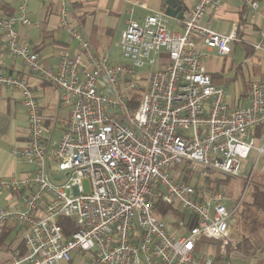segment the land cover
I'll list each match as a JSON object with an SVG mask.
<instances>
[{"label":"built area","instance_id":"2783aa9c","mask_svg":"<svg viewBox=\"0 0 264 264\" xmlns=\"http://www.w3.org/2000/svg\"><path fill=\"white\" fill-rule=\"evenodd\" d=\"M240 1L259 8L257 1ZM17 2L16 11L0 19L7 53L57 87L60 104L71 111L50 147L33 87L0 72V87L18 89L28 115V139L13 153L33 165L25 177H0V197L17 198L0 207V227L15 221L24 233L25 248L16 250L12 264H229L197 246L219 240L222 254L237 246L234 221L252 174L240 198L221 192L216 182L198 187L185 179L188 170L205 178L238 176L242 158L255 151L256 166L264 156V80H252L249 103L233 107L205 65L211 50L229 55L245 40L239 26L221 33L203 22L222 0H199L179 20L181 34L170 30L165 11L129 20L117 64L93 49L64 3L61 19L78 51L63 50L55 66L21 42L19 28L38 23L30 17V0ZM251 45L264 49L261 41ZM50 163L63 182L50 176ZM159 202L183 214L177 226L187 235L157 214Z\"/></svg>","mask_w":264,"mask_h":264},{"label":"crops","instance_id":"0c3cea01","mask_svg":"<svg viewBox=\"0 0 264 264\" xmlns=\"http://www.w3.org/2000/svg\"><path fill=\"white\" fill-rule=\"evenodd\" d=\"M176 1L191 10L199 0ZM254 1L259 3L257 11L250 10L240 0H222L219 9H209L203 19L205 24L221 33H229L235 26L240 27L244 42L235 43L233 52L225 56L213 49L204 61L214 82L227 89V85L235 79L233 75L237 77L239 72L244 71L241 65H235V54L240 49L249 74L247 89L244 88L241 94L247 96L252 80H264V49L257 50L251 45L252 42L264 43V0ZM64 3H67L70 21L88 37L95 51L108 54L112 64L122 61L117 43L127 22L165 11L168 6L167 0H30V17L38 24L20 27V40L30 45L49 66L57 64L63 50L74 53L78 51V43L71 38L61 19ZM17 6V0H0V19L14 13ZM169 28L173 32L183 33L177 18L169 16ZM161 59L166 60L165 56ZM0 72L24 77L33 87L45 116L46 137L52 147L69 124L71 107L60 104V91L57 87L31 74L21 58L8 55L1 28ZM238 96L236 94L237 99ZM28 136V115L21 92L13 87H0V177H25L33 171L31 163L13 153L14 149L25 145ZM16 200L14 195L5 194L0 197V207ZM162 217L173 220L168 222L176 234H188L178 229L175 222L179 219L172 215ZM23 234V229L15 221L0 227V264H12L16 250L25 248ZM235 237L238 240L237 246L229 247L226 254L221 253V241L213 239H202L197 250L202 255L220 258L229 264H264V227L249 236V239L244 237L242 231H237Z\"/></svg>","mask_w":264,"mask_h":264},{"label":"rangeland","instance_id":"374dc122","mask_svg":"<svg viewBox=\"0 0 264 264\" xmlns=\"http://www.w3.org/2000/svg\"><path fill=\"white\" fill-rule=\"evenodd\" d=\"M235 59H236L235 65H238V66L241 65L242 68H244V71L239 72L237 77L235 75H233V78L235 77V79L232 80V82H230L227 85V91L229 93L228 94V100L231 102L230 103L231 106L238 107V106H243V105L247 104V102L249 100L247 95L241 94L245 91L244 88L247 89L249 74L245 68V57H244L243 53L240 52V49L237 50V52L235 54ZM236 94H239L238 99L236 98ZM256 158H257V153L255 151H252L251 154L247 158H242L241 159L242 167L240 170V175H238V176L232 177L229 175L218 173L216 175H212L211 179L213 181H215L216 184L221 179V182H220L218 189L221 192L226 193V194H228L234 198H240V196L244 192V190L246 188V184H247V182H248V180L252 174L250 183H249L248 187L246 188V192H245V198L243 201V203H245L249 199V194H250V191L252 190V186H253V183L255 181V178L260 176L262 173H264V170L262 169L263 164H264V156H261L257 165L255 166ZM185 166H186V164L183 165V167H185ZM48 172L50 173V176L56 182H63L65 180V176H63L61 173H59L56 170V165L54 163L49 164ZM186 173H187L186 175L188 177L187 180L190 183H192L193 185H196L198 187H202L206 184V178L203 176H200L197 172H191L188 170ZM227 177H231V178L229 180H226ZM83 182H84V188H85L86 192H89L91 189L89 180L85 179ZM261 183L264 184V180ZM185 212H186L187 216L189 217L190 212L189 211H185ZM237 214H238L237 222H236V225L234 226V229H233L234 234L237 233V231L241 232L242 228H243V219L244 218L240 219L239 212ZM166 220L173 222V220L170 218H167ZM179 220H181V219H179ZM175 224L177 225V221L175 222ZM176 225H175V227H176ZM183 230L187 231V229H183ZM16 239H15V241L17 242ZM15 241H14V243H15Z\"/></svg>","mask_w":264,"mask_h":264},{"label":"trees","instance_id":"16d2710c","mask_svg":"<svg viewBox=\"0 0 264 264\" xmlns=\"http://www.w3.org/2000/svg\"><path fill=\"white\" fill-rule=\"evenodd\" d=\"M254 177V176H253ZM252 177V178H253ZM231 177H227L226 180H229ZM185 179H188L187 175ZM264 180V173L255 178V181L252 186V190L249 194V199L243 203L241 209L239 210V217L243 219V228L242 233L246 239H249V236H252L255 232L264 227V184L261 183ZM206 182L214 183L211 177L206 178ZM221 179L217 183V187H219ZM155 211L160 216H168L172 215L176 219H183V214L179 213L177 209H175L172 205H166L164 203H157L155 206ZM238 214L235 217V223L237 222ZM63 219L61 223H63ZM66 232L67 229L65 228Z\"/></svg>","mask_w":264,"mask_h":264},{"label":"water","instance_id":"95a60500","mask_svg":"<svg viewBox=\"0 0 264 264\" xmlns=\"http://www.w3.org/2000/svg\"><path fill=\"white\" fill-rule=\"evenodd\" d=\"M167 7L165 13L173 18L182 19L188 9L183 5H180L176 0H167Z\"/></svg>","mask_w":264,"mask_h":264}]
</instances>
